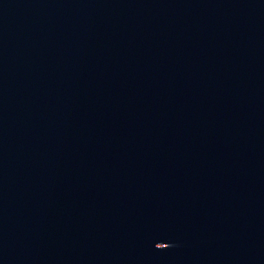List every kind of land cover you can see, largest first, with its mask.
Wrapping results in <instances>:
<instances>
[{
	"label": "water",
	"instance_id": "water-1",
	"mask_svg": "<svg viewBox=\"0 0 264 264\" xmlns=\"http://www.w3.org/2000/svg\"><path fill=\"white\" fill-rule=\"evenodd\" d=\"M0 264H264V0H0Z\"/></svg>",
	"mask_w": 264,
	"mask_h": 264
}]
</instances>
